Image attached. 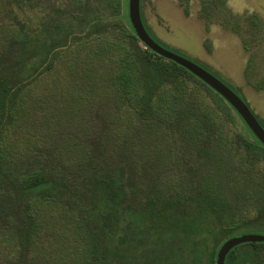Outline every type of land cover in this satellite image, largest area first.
I'll use <instances>...</instances> for the list:
<instances>
[{
	"label": "trees",
	"instance_id": "16d2710c",
	"mask_svg": "<svg viewBox=\"0 0 264 264\" xmlns=\"http://www.w3.org/2000/svg\"><path fill=\"white\" fill-rule=\"evenodd\" d=\"M13 1L29 20L12 7L19 26L0 29V219L8 229L1 235L8 245L21 246L20 258L41 256L49 264L60 243L73 264H216L229 234L247 225L264 228V173L256 168L264 164V145L252 132L254 138L238 132L241 157L234 160L218 120L236 123L231 105L143 44L125 21L124 0H56L42 8L33 0H12L11 6ZM46 76L52 77L51 97L35 90ZM194 81L214 103L204 100ZM62 82H84L90 100L101 88L114 98L115 110L130 115L120 146L105 147L100 135L87 138L74 155L50 157L30 151L36 135L26 138V146L11 142L38 104L60 99L55 93ZM143 135L159 140L158 161L142 147L155 143L138 141ZM19 136L18 142L25 138ZM141 147L146 154L140 161ZM204 158L195 183L191 173ZM237 163L252 183L243 195L257 200L239 217L218 177ZM241 245L253 247L245 256L256 264L264 243ZM239 247L226 262L235 263Z\"/></svg>",
	"mask_w": 264,
	"mask_h": 264
},
{
	"label": "rangeland",
	"instance_id": "374dc122",
	"mask_svg": "<svg viewBox=\"0 0 264 264\" xmlns=\"http://www.w3.org/2000/svg\"><path fill=\"white\" fill-rule=\"evenodd\" d=\"M55 1L33 0V3L38 2L37 4L42 8V6H50V3ZM213 1L214 3L209 2L206 5L203 0H140L142 22L147 32L166 49L200 64L231 87L251 108L264 127V0H225L223 4L219 0ZM10 3L8 0L0 1V29L11 23L19 26L12 15V7L22 21L29 20V14L18 9L19 3L13 1L12 6ZM124 6L127 12L125 21L134 29L130 17V0H124ZM253 15L257 20L250 19ZM51 79L50 76L41 79L35 90L48 93L50 95L48 97H51L52 92L50 93L49 90L52 87ZM197 83L195 82L196 85ZM198 86L201 88L204 100L209 104L214 103L208 89L200 83ZM87 88L88 85L84 82L79 84L62 82L55 93L60 99L55 102L47 100V104L43 102L38 104L40 107H37L36 113L32 110L34 115H27L29 121L15 130L11 142L17 143L18 146L25 143L26 146V138L31 136L30 138L34 139L36 135L37 142L33 140L32 143L37 147L36 145L30 147V151H36L35 153L46 151L50 157L65 155L67 152L74 155V148L86 146L87 138L98 140L100 135L105 136L103 141L105 147H111L116 143L120 146L121 138L130 129V115H127L124 109H116V111L114 98L106 93L104 95L101 88L94 90L97 94L91 100L85 97ZM85 98L89 101H85ZM231 107L236 123L225 122L224 125L220 118L218 120L224 129V137L231 140L233 157L236 156L234 160H238L240 155L238 156L235 150L239 140L238 132L249 138H254L255 134L236 109ZM19 134L25 138L18 142L15 137L20 138ZM116 136L119 137L118 141ZM138 141L155 143L154 147L153 144H144L142 147L150 150L149 154L152 158L155 157L154 160H159L158 148L161 144L156 137L152 142L150 138L144 139L143 135L138 137ZM90 143L93 145V142ZM142 147L137 154L140 161L146 154ZM165 152L167 151H161L162 157H165ZM240 153H245L244 149L241 148ZM70 154H67L68 158ZM204 159L191 173L195 183L204 173L206 162ZM237 166L221 170L218 177L219 184L224 185L221 189L226 190L225 194L230 197L234 213L239 217L241 212L249 214L247 210L254 209L257 200L251 193L243 195V191L248 192L252 189V183L240 169L241 164ZM256 168L259 173H264V164L259 163ZM4 231L8 229L0 219V264L46 262L41 256L31 262L30 259L20 258L21 246L8 245L1 235ZM248 233L264 235V228L247 225L229 234L228 238ZM58 245L60 250L54 249L53 257H50L48 263L73 264V257L67 259L66 250L63 251L60 243ZM252 248L251 245H240L235 253L237 260L233 264H252L245 256V252ZM258 248L261 250L256 256V264H264V247L258 246ZM229 259L226 264H230ZM243 259H246L245 262L240 263Z\"/></svg>",
	"mask_w": 264,
	"mask_h": 264
},
{
	"label": "water",
	"instance_id": "95a60500",
	"mask_svg": "<svg viewBox=\"0 0 264 264\" xmlns=\"http://www.w3.org/2000/svg\"><path fill=\"white\" fill-rule=\"evenodd\" d=\"M130 17L135 32L143 44L166 59L180 64L219 93L236 109L251 131L264 145V127L251 108L231 87L200 64L166 49L147 32L142 22L140 0H130ZM244 243H264V235L248 233L226 239L217 252L216 264H226L229 252Z\"/></svg>",
	"mask_w": 264,
	"mask_h": 264
}]
</instances>
